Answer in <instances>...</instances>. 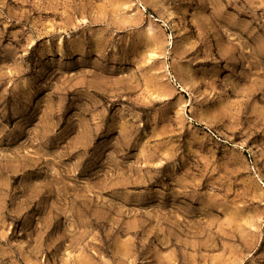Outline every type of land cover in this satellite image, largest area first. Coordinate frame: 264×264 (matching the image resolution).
Wrapping results in <instances>:
<instances>
[{"label": "rangeland", "instance_id": "1", "mask_svg": "<svg viewBox=\"0 0 264 264\" xmlns=\"http://www.w3.org/2000/svg\"><path fill=\"white\" fill-rule=\"evenodd\" d=\"M0 264H264V0H0Z\"/></svg>", "mask_w": 264, "mask_h": 264}]
</instances>
